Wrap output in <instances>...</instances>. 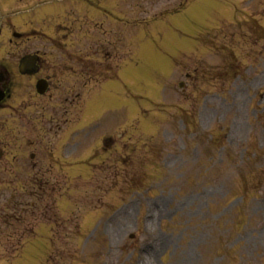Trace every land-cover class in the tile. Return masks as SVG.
Listing matches in <instances>:
<instances>
[{
    "label": "rangeland",
    "instance_id": "1",
    "mask_svg": "<svg viewBox=\"0 0 264 264\" xmlns=\"http://www.w3.org/2000/svg\"><path fill=\"white\" fill-rule=\"evenodd\" d=\"M1 1L2 23L12 12L25 10L21 11L25 17H15V25L43 34L28 40L30 51L49 50L46 36L77 55L74 64H82L79 57L87 55L90 64H99L100 44L104 48L98 52L113 55L105 62L112 74L122 64L116 80L82 90L80 124L123 108L128 109L126 121L138 119L128 126L107 121L103 130L85 136V142L77 143L82 136L76 138L68 159L55 146L63 165L54 166L48 179L66 180L60 196L43 203L31 201L23 213L13 207L14 216L3 211L7 197L0 201V212L8 214L1 217L8 225L0 226V244H9L0 246V264H264V41L261 50L251 49L238 38L233 43L228 35L210 33L202 39V47L195 46V38L205 28L233 19V10L247 1L192 0L178 14H164L135 32L130 28L132 34L130 29L126 34L115 32L106 18H96L92 20L98 23L97 30L105 32L103 36L89 24L74 37L66 23L72 20L64 17L67 10L54 3L59 0ZM123 1L128 10L122 12L135 21L177 10L184 0ZM249 1L240 18H258L264 10V0ZM83 13L84 9L77 11V19ZM7 37L9 33L1 40L0 55L9 49ZM127 37L132 49L128 59ZM118 38L121 48L113 45ZM216 40L222 45L239 44L232 67L214 57ZM188 49L186 58L176 57ZM213 67L228 70L231 78L217 81ZM196 71L202 77L186 81L184 73ZM156 77H167L163 87H155ZM160 88L163 100L148 106L146 98H161ZM20 100L17 96L14 102ZM81 104L75 107L76 117ZM102 134L112 138L104 154L98 145ZM94 148L97 158L87 167L81 161L71 170L66 168L75 156L81 160L89 154L86 150L92 154ZM45 150L44 143L36 149L39 156ZM6 178L1 179L8 183ZM27 181L25 193L35 196L30 178ZM20 186L23 190V181ZM10 187L16 189L14 184ZM35 214L37 223L31 217ZM32 230L38 237L21 255L18 250L9 259L2 255L5 249L21 247Z\"/></svg>",
    "mask_w": 264,
    "mask_h": 264
}]
</instances>
